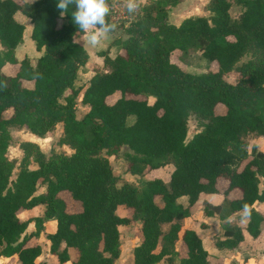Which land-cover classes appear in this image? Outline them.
Listing matches in <instances>:
<instances>
[{
  "label": "trees",
  "instance_id": "trees-1",
  "mask_svg": "<svg viewBox=\"0 0 264 264\" xmlns=\"http://www.w3.org/2000/svg\"><path fill=\"white\" fill-rule=\"evenodd\" d=\"M106 1L33 0L25 8L22 0H0V257L6 264H51L39 256L36 241L50 220L48 251L60 264L70 261L69 248L76 253L72 264H114L120 249L117 226L129 221L116 212L122 206L140 223L133 264H154L174 251L176 240L185 249L181 264H209L197 233L180 221L200 192L223 196L217 204L201 200L203 215L224 218L242 210L244 230L252 238L264 221L262 210L252 205L264 202V186L258 185L264 178V146L247 147L241 139L247 134L264 138V0H233L241 7L234 16L230 0H207L208 15L186 16L178 24L168 21L167 9L179 0L139 5L135 19L123 26L117 52L101 54L102 68L93 69L81 90L87 109L77 118L81 87L74 79L87 60L80 36L92 25L110 28L106 17L94 15L95 5ZM17 11L28 17L34 48L41 50L33 63L13 52L24 29L14 17ZM175 49H196L216 67L187 71L171 59ZM247 52L251 58L238 63ZM8 63L17 64L13 74L3 71ZM231 69L236 77L229 81L225 75ZM113 93L117 96L108 102ZM189 115L199 128L187 138ZM56 123L72 151L35 152L36 166L20 163L9 180L8 128L42 135ZM122 145L128 148L126 171L141 175L171 163L168 179L116 185L108 156ZM39 183L43 190L35 193ZM62 191L78 203L77 210L66 209ZM181 195L185 205L177 200ZM40 203V213L18 216ZM29 222L35 228L27 232ZM224 224L222 237L212 245L232 250L243 239V228Z\"/></svg>",
  "mask_w": 264,
  "mask_h": 264
},
{
  "label": "rangeland",
  "instance_id": "rangeland-1",
  "mask_svg": "<svg viewBox=\"0 0 264 264\" xmlns=\"http://www.w3.org/2000/svg\"><path fill=\"white\" fill-rule=\"evenodd\" d=\"M24 2V7H28L29 3H31L33 0H22ZM83 2H92L94 3L95 0H80ZM118 0H107L104 3L96 4L94 8V15L96 17H106L108 19L109 25L111 29H108L111 32H108L107 29L98 28L96 26L88 27L86 32L80 36V39L82 41L83 46L86 48V51L89 53H92L91 59L86 60V63L82 66H79L76 77L74 79V85L81 87L80 91L77 93L75 97V116L79 118L87 109V105L82 103L80 101L81 97V90L83 87L87 84L88 77L93 72V69L102 68L101 63H97L95 60L97 56H100V54L103 53V50L106 49V51L113 55L118 50V39L125 37V32L123 31V24H117L108 18V12H109V5L111 3H115ZM120 1V0H119ZM123 3H126L128 0H121ZM131 1H137L138 4L142 7L144 4H148L151 0H131ZM191 1L192 4L189 2L187 4L186 13H180L178 17H174V12H171L169 16H167V19L178 22L183 15L188 14L190 16H194L197 14H205L208 15V11L206 10V2L207 0H188ZM231 1V6L229 7V13L234 16L237 14L238 11V4H236L233 0ZM168 9L170 7L168 6ZM17 16L21 18V21L24 24V29L22 32V40L19 44H17L14 48V55L17 59L22 58L23 56H27L30 60V62H34L36 57L40 54L41 50L37 51L34 48L33 40L30 37V23L27 24L28 17L25 16L20 11L17 13ZM101 30V31H100ZM124 32V33H123ZM91 38V39H90ZM95 42L93 45L91 41ZM117 40V42H116ZM101 51V52H100ZM251 58V55L249 52L244 53L241 58L239 59L238 63ZM171 59L177 62L181 67H183L185 70L190 71L192 73H200L203 71H206L208 69H213L216 67L214 61H209L198 53L196 49H189L186 52H181L177 49L173 50L171 53ZM17 68V64L8 63L4 68L3 71L8 74H13L14 71ZM236 77V72L234 69H231L230 71L226 72L225 78L229 81L234 80ZM117 96V93H113L109 96H107L106 100L108 102H111L115 97ZM152 96L148 95L147 100L148 102L152 101ZM221 106L217 105V110H220ZM130 120V119H129ZM186 126H187V132L186 137L189 138L193 132H195L199 126L194 118L193 115H189L186 120ZM8 134H9V141L7 143L5 154L7 158L13 160V167L11 169L9 180H13L15 177V173L20 166V163H25L28 165V167H35V152H41L45 154V156L54 154V153H69L72 151V148L61 140V125L55 124V126L43 133L42 135H37L31 131H29L25 127L20 126H10L8 128ZM241 139L245 141L247 144V147L251 143L258 142L257 137L252 134L242 135ZM28 142L30 145L21 147L20 143L22 142ZM260 145V147H262ZM128 151V148L125 145H122L119 149L118 153L116 155H109L108 159L112 166L114 174L117 176L116 179V185H119L123 181H127L133 185L139 186L142 179H146L150 176L154 175H160L163 178H166L168 172L172 168L171 163H166L154 167L147 172L138 175V174H132L125 170V161L123 158V154ZM223 184V180H220L219 184ZM264 180L259 178V188L263 187ZM220 189L222 185H219ZM44 185L43 184H37L35 193L41 192L43 190ZM234 193V192H233ZM221 194V193H220ZM60 195L62 198H64L66 209L69 211H74L79 208V205L76 201L72 200L68 194L64 191L60 192ZM255 208H259L262 210L264 214V203H259L258 201L253 202L252 204ZM43 208V207H42ZM41 208V210H42ZM40 209H34V213L38 214L41 212ZM194 209H192L191 213ZM21 211V210H20ZM116 212L119 215H127L129 216L128 223L119 224L117 226L118 232H119V254L114 259V264H133L132 261V248L134 245H136L140 240V223L138 220H135L131 217L130 210L128 208L117 206ZM29 212H20L21 217L23 216H31L29 215ZM201 214V213H199ZM202 215V214H201ZM219 218V217H218ZM207 225H201L200 218L196 214L195 217L190 216L189 218H182L180 221L183 226H190L192 228H196L197 235L200 238L202 246L207 251V260L209 264H261L264 262V221L261 225V229L259 234L252 238L250 237L245 230H243L246 234V237H244L237 247H235L232 250H223L215 248L212 244L215 239L222 237V231L223 227L226 226L224 223L228 222V224H237L241 228L244 229L245 223L247 221L246 216L243 215V211L240 212H233L229 215H227L224 218H219L217 220L215 217L207 218ZM29 230H33L35 228L34 224L29 222ZM166 223L162 224V229L164 230L166 228ZM211 226V227H210ZM41 244L44 242V239H40ZM219 252H221L220 255ZM41 254V253H40ZM43 254V253H42ZM69 254H70V261L64 263V264H72L75 258V250L72 248H69ZM185 254L184 246L181 244L179 240H176L174 242V251L164 255L159 260H157L154 264H181L180 263V257H182ZM40 256V255H39ZM41 257V256H40ZM42 257H46L47 261L51 264H60L54 255H42Z\"/></svg>",
  "mask_w": 264,
  "mask_h": 264
},
{
  "label": "crops",
  "instance_id": "crops-1",
  "mask_svg": "<svg viewBox=\"0 0 264 264\" xmlns=\"http://www.w3.org/2000/svg\"><path fill=\"white\" fill-rule=\"evenodd\" d=\"M191 3L192 4V2L191 1H188V0H179L177 3H175L174 5H171L170 6V9H167V16H169L170 15V13L171 12H174V17H178L179 15H181L180 13H186V8L189 6H187V4L188 3ZM238 11H237V13L240 11V9H241V7L238 5ZM19 11H17V12H15L14 13V17L17 19V20H19V21H21V18H19L18 16H17V13H18ZM197 15H200V14H197ZM186 16H190V15H188V14H185V15H183L182 16V18H184V17H186ZM181 18V19H182ZM180 19V20H181ZM180 20L178 21V22H173V21H171V20H169L168 19V21H170V22H172V23H174V24H178L179 22H180ZM28 23H30L29 21H27V24ZM30 25H31V23H30ZM110 27H112L111 25H110ZM25 28V27H24ZM31 29V28H30ZM103 29H107V28H102L101 30H103ZM109 29H111V28H109ZM100 30V31H101ZM108 30V29H107ZM108 32H111V31H109L108 30ZM124 33V32H123ZM122 38H123V36H122ZM91 39V38H90ZM91 41V40H90ZM116 42H117V40H116ZM91 43L94 45L95 44V42H93V41H91ZM84 47V46H83ZM85 48V47H84ZM85 50H86V48H85ZM38 51V50H37ZM87 52V51H86ZM101 52V51H100ZM103 53H106V54H108L109 56H113V55H110L107 51H106V49L105 50H103ZM91 55H92V53H89V52H87V60H90L91 59ZM97 63H101V65H102V55L100 54V56H97V58H96V60H95ZM79 68V67H78ZM78 70V69H77ZM93 73V72H92ZM91 73V74H92ZM90 77V76H89ZM88 77V78H89ZM57 125L59 124L60 125V123H56ZM257 137V140H258V142H254V144L257 146V148H261L260 147V145H262L263 144V146H264V138L263 137H261V136H256ZM262 146V147H263ZM166 165V164H165ZM157 168H159V167H157ZM170 172V171H169ZM169 172H168V174H169ZM168 174H167V176H166V178H163V177H161L159 174L158 175H154V176H157V177H161L163 180H167L168 179ZM154 176H150V177H154ZM150 177H148V178H150ZM259 178H261V177H259ZM263 180H264V178H262ZM263 186H264V184H263ZM38 193V192H37ZM222 199H223V196H222V194H220V192H200L199 194H198V200L193 204V206L191 207V210H190V213H189V215H187L186 216V218H189L190 219V216H193V217H195V215L197 214L198 215V217L200 218V223L199 224H201V225H207V218H210V217H215L217 220H219V218H218V216L215 214V215H208V216H206V215H203L202 214V211H201V205H200V201L201 200H205V201H207V202H209V203H211V204H217V203H220L221 201H222ZM177 200L179 201V202H181L183 205H185L186 203H187V200H186V196L185 195H181V196H179L178 198H177ZM256 202V201H255ZM259 203H264V202H260V201H258ZM43 207V205L40 203V204H37V205H35V206H33V207H31V208H27V209H23V210H21L20 212H29L30 214L29 215H36L33 211H34V209L36 210H38V209H40L41 210V208ZM256 207V206H255ZM192 209H194L193 210V212L191 213V211H192ZM241 210H238L237 212H240ZM20 212H18V216H20L21 217V215H20ZM199 213H201V214H199ZM23 217H27L26 215L25 216H23ZM184 218V217H183ZM32 223V222H31ZM29 224L30 223H28L27 224V227H26V231L28 232V231H30L29 230V228L32 226H30L29 227ZM209 225H207V227H208ZM211 227V226H210ZM54 229V223L52 222V221H46L45 222V225H44V228H43V230H41V231H39L38 232V234H37V236H36V241L40 244V246H41V254H40V256L42 257V255H50L51 256V253L48 251V245H49V241H48V239L45 237V234L47 233V232H50V231H52ZM194 229V231L196 232V228L194 227L193 228ZM244 230V229H243ZM197 233V232H196ZM244 237H246V234H245V232L243 231V238ZM44 239V242L41 244V242H40V239ZM216 248V247H215ZM219 249V248H218ZM223 250H227V249H223ZM43 253V254H42ZM221 254V252H219V254L218 255H220ZM42 258H44L46 261H47V258L46 257H42ZM4 257H0V264H6L5 262H4Z\"/></svg>",
  "mask_w": 264,
  "mask_h": 264
},
{
  "label": "built area",
  "instance_id": "built-area-1",
  "mask_svg": "<svg viewBox=\"0 0 264 264\" xmlns=\"http://www.w3.org/2000/svg\"><path fill=\"white\" fill-rule=\"evenodd\" d=\"M139 12V4L137 1L128 0L123 3L121 0L109 5V20L126 26L135 19Z\"/></svg>",
  "mask_w": 264,
  "mask_h": 264
}]
</instances>
